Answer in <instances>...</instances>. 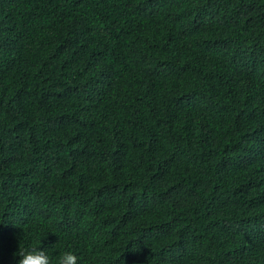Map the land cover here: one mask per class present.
Returning a JSON list of instances; mask_svg holds the SVG:
<instances>
[{
    "label": "trees",
    "instance_id": "1",
    "mask_svg": "<svg viewBox=\"0 0 264 264\" xmlns=\"http://www.w3.org/2000/svg\"><path fill=\"white\" fill-rule=\"evenodd\" d=\"M264 264V0H0V264Z\"/></svg>",
    "mask_w": 264,
    "mask_h": 264
},
{
    "label": "clouds",
    "instance_id": "2",
    "mask_svg": "<svg viewBox=\"0 0 264 264\" xmlns=\"http://www.w3.org/2000/svg\"><path fill=\"white\" fill-rule=\"evenodd\" d=\"M44 249L41 245L19 249L17 264H52V260ZM57 264H79L78 256L71 251H66L60 256Z\"/></svg>",
    "mask_w": 264,
    "mask_h": 264
}]
</instances>
